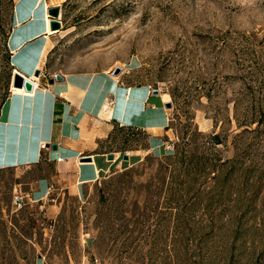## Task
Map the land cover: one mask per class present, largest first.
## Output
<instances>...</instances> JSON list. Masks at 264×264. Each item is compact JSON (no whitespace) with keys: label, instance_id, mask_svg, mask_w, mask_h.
I'll list each match as a JSON object with an SVG mask.
<instances>
[{"label":"rangeland","instance_id":"obj_1","mask_svg":"<svg viewBox=\"0 0 264 264\" xmlns=\"http://www.w3.org/2000/svg\"><path fill=\"white\" fill-rule=\"evenodd\" d=\"M16 2L0 0V108ZM56 3L62 35L44 69L119 67L169 96L168 134L77 196L25 195L54 171L43 162L0 171V264H264V0ZM101 133L97 151L146 146Z\"/></svg>","mask_w":264,"mask_h":264},{"label":"crops","instance_id":"obj_2","mask_svg":"<svg viewBox=\"0 0 264 264\" xmlns=\"http://www.w3.org/2000/svg\"><path fill=\"white\" fill-rule=\"evenodd\" d=\"M56 5V0H17L6 44L13 68L35 86L28 95L11 92L0 108V171L52 165L54 171L35 179L25 193L34 201L45 200L51 192L58 197L80 195L123 163L136 164L160 152L171 116L164 94L154 93L146 83L127 82L125 72H47L45 61L62 35L61 30L50 33L46 20L48 8ZM56 73L62 79L49 83ZM114 127L142 134L146 146L111 152L114 158L109 160V151L94 148L95 136L103 130L107 135ZM124 153L128 160L122 159Z\"/></svg>","mask_w":264,"mask_h":264},{"label":"water","instance_id":"obj_3","mask_svg":"<svg viewBox=\"0 0 264 264\" xmlns=\"http://www.w3.org/2000/svg\"><path fill=\"white\" fill-rule=\"evenodd\" d=\"M59 13H60V6H58V5L48 8V15L50 16L49 28H50L51 31H58V30H60L62 28V22L60 20ZM119 71H120V68L119 67H115L113 69V71H112V74L117 75V74H119ZM39 73H40L39 70H36L35 73H34V76L37 77L39 75ZM61 79H62V77L60 76V74L56 73L54 75V77L49 80V83H52L54 80H61ZM11 84L14 87L24 88V90L26 92H28V93L32 92L33 89H34L33 80H31L28 77L22 75L21 73H19L15 69L13 70ZM153 92L157 93L158 90H153ZM165 107L171 108L172 107L171 102H169V101L166 102L165 103ZM51 148L53 150H55L56 149V144H52ZM107 158L109 160H112L114 158L113 153H111V152L108 153L107 154ZM89 159H90L89 157H83L82 161H89ZM122 159L123 160H128V154L124 153L122 155Z\"/></svg>","mask_w":264,"mask_h":264},{"label":"bare ground","instance_id":"obj_4","mask_svg":"<svg viewBox=\"0 0 264 264\" xmlns=\"http://www.w3.org/2000/svg\"><path fill=\"white\" fill-rule=\"evenodd\" d=\"M59 16H60V13H59ZM46 20H47V22H49L50 21V16L47 14L46 15ZM49 32L50 33H53V32H55V31H51L50 30V28H49ZM34 86H35V83H34ZM10 88H11V91L13 92V93H18V94H30V93H28V92H26L25 90H24V88H18V87H14L12 84L10 85ZM164 97L165 98H169V96L167 95V94H164ZM105 110H107V108H105Z\"/></svg>","mask_w":264,"mask_h":264},{"label":"built area","instance_id":"obj_5","mask_svg":"<svg viewBox=\"0 0 264 264\" xmlns=\"http://www.w3.org/2000/svg\"><path fill=\"white\" fill-rule=\"evenodd\" d=\"M12 92V91H11ZM20 200H21V198H19V197H15V201L16 202H20Z\"/></svg>","mask_w":264,"mask_h":264},{"label":"trees","instance_id":"obj_6","mask_svg":"<svg viewBox=\"0 0 264 264\" xmlns=\"http://www.w3.org/2000/svg\"><path fill=\"white\" fill-rule=\"evenodd\" d=\"M4 101H5V99H4ZM4 101H3V102H4Z\"/></svg>","mask_w":264,"mask_h":264}]
</instances>
